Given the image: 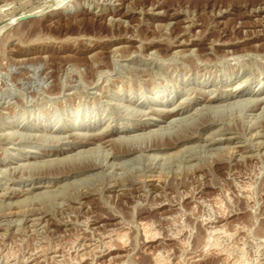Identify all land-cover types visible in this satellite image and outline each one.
Here are the masks:
<instances>
[{
	"label": "rangeland",
	"instance_id": "374dc122",
	"mask_svg": "<svg viewBox=\"0 0 264 264\" xmlns=\"http://www.w3.org/2000/svg\"><path fill=\"white\" fill-rule=\"evenodd\" d=\"M0 28V264H264V104L239 101L264 0H0Z\"/></svg>",
	"mask_w": 264,
	"mask_h": 264
},
{
	"label": "bare ground",
	"instance_id": "6f19581e",
	"mask_svg": "<svg viewBox=\"0 0 264 264\" xmlns=\"http://www.w3.org/2000/svg\"><path fill=\"white\" fill-rule=\"evenodd\" d=\"M66 10V9H65ZM36 15H40V14H37L36 13ZM17 18V17H16ZM110 19V18H109ZM12 23H14V20L12 21ZM2 26H1V28L2 27H4V25H5V23L4 24H1ZM0 28V29H1ZM230 53V52H229ZM224 57H226V56H224ZM207 84V83H206ZM217 89V88H216ZM214 90V89H213ZM234 90V89H233ZM259 90V89H258ZM258 90H246V91H243V90H237V89H235L233 92H229V93H225V92H220L219 91V93H217V94H226V95H231V96H242V95H245V94H251V95H254V94H256L257 92H258ZM206 91V90H205ZM215 91V90H214ZM217 91V90H216ZM217 94L215 95V96H206L205 95V97H203V98H199L198 100H199V102L200 103H204V104H206L205 106L207 107V108H211V107H213V106H211L210 105V103H212V102H215L216 101V96H217ZM256 98V97H255ZM151 100H154V101H157L158 100V97H155V96H151ZM237 101V100H236ZM240 101V103L243 105V106H245V109H246V107L249 109V110H256L257 108H259V107H261L260 105L261 104H264L263 102H264V98H256V99H242V100H239ZM238 101V102H239ZM196 102V101H195ZM184 104V103H183ZM183 104H181L180 103V105L178 106H176V107H174V108H172V109H170V110H168L166 113H164L163 111H158V109H156L158 112H156V115L157 116H161V117H164L165 119L166 118H171V117H176V116H178V115H181L182 113H184L185 111H184V106H183ZM187 104V103H186ZM189 104H190V101H189ZM237 105V104H236ZM240 105V104H239ZM241 105V106H242ZM231 106H232V104H231ZM186 107V106H185ZM215 108V107H214ZM213 108V109H214ZM213 109H211V110H213ZM247 109V110H248ZM160 110V109H159ZM167 110V109H166ZM207 111H208V109H206ZM211 110H209V111H211ZM203 114H204V112H202ZM207 113V112H206ZM210 113V112H209ZM263 113V112H262ZM198 114V113H197ZM201 116V114L199 115V117ZM153 117V116H152ZM151 117V118H152ZM202 117V116H201ZM205 117V116H204ZM152 119H154V120H157L158 118L156 117H154V118H152ZM182 119V118H181ZM196 119V118H195ZM204 119V118H203ZM197 120V119H196ZM175 121V120H174ZM177 121V120H176ZM183 121V120H182ZM185 121V120H184ZM194 121V120H193ZM192 121V122H193ZM199 121V120H198ZM215 121H217V123H218V121H219V118L217 119H215L214 117H211V116H207V114H206V118H205V122L204 121H202V122H204V125L206 126V125H212V124H214V123H216ZM223 121V120H222ZM173 122V121H172ZM192 122H190L189 121V123H185V124H181L180 126H182L179 130L180 131H178V129L177 130H174L175 132L174 133H169V134H167V137H173V136H175V138L177 137V139L179 138V140L178 141H182V140H186V139H192V138H194L195 137V132H193V130L192 131H188L187 129H191L195 124H193ZM200 122H201V120H200ZM201 122V124H203ZM150 123H152V122H146L145 124H141L140 126H139V130H145L146 128L148 129V127H150ZM254 123V122H253ZM251 124V123H250ZM250 124L248 125V126H250ZM259 124V123H258ZM73 125H75L76 127H85V125L84 124H75V123H73ZM153 126H157L158 125V123L157 122H153V124H152ZM204 125H202V126H204ZM262 125V124H261ZM261 125H256V126H260L261 127ZM180 126H178V127H180ZM252 126H254V127H256L254 124H252L251 125V127ZM229 127V126H228ZM228 127H226V128H228ZM250 127V128H251ZM223 128V127H222ZM225 128V127H224ZM223 128V129H224ZM258 128V127H257ZM228 129H230V128H228ZM216 130V129H215ZM222 130V129H221ZM264 131V126H262L261 127V129H258V131ZM178 131V132H177ZM220 131V130H219ZM228 131V130H227ZM226 131V132H227ZM77 132V131H76ZM158 132H159V130L157 131V129H156V131L155 130H149L148 131V133H147V135L148 134H153V135H156V136H158V137H160V138H162V134H158ZM182 132V133H181ZM224 131L222 130V132L221 133H223ZM233 132V131H232ZM235 132V131H234ZM82 133V132H81ZM113 133H114V131L113 130H111V131H106L105 133L104 132H102V134H108V135H113ZM156 133V134H155ZM225 133V132H224ZM223 133V134H224ZM263 133V132H262ZM261 132H255L254 134H251V137L252 138H255V137H261V136H263L264 137V134H262ZM164 134V133H163ZM197 135V134H196ZM75 137H77V139H78V143L80 144V145H85V144H87V143H90V142H92V140H95V139H97L98 138V136H101V133L99 134L98 133V135H91V134H89L88 136L87 135H76V133H75V135H74ZM105 136V135H104ZM139 136V135H138ZM152 136V135H151ZM240 137H242L243 138V136H241V135H234V136H230V137H221V138H215V135L214 136H209L208 137V139L206 140L207 142H209V143H216V142H221L223 139L224 140H228V141H230V139L231 140H234V139H237V138H240ZM250 137V138H251ZM133 138V137H132ZM190 139V140H191ZM113 140V141H112ZM111 141L112 142H114V141H117L119 144L121 143V141H120V139H112ZM146 140V139H145ZM171 140V139H170ZM76 141V140H75ZM123 141V140H122ZM172 141V140H171ZM170 141V142H171ZM246 141V140H245ZM261 141V140H260ZM128 142V141H127ZM168 142V141H167ZM232 142V141H231ZM259 142V141H258ZM262 142V141H261ZM260 142V143H261ZM93 143V142H92ZM111 143V142H110ZM129 143V142H128ZM118 144V145H119ZM124 144V143H123ZM252 144V143H251ZM254 144V143H253ZM252 144V145H253ZM259 144V143H258ZM264 144V143H263ZM132 145V144H131ZM123 146H125V144L123 145ZM152 146V145H151ZM151 146H147V148L149 147H151ZM245 145L243 144V145H237V146H233V149L234 148H238V147H244ZM135 147V146H134ZM247 147V146H246ZM256 147V146H255ZM257 147H259L258 145H257ZM261 147H264V146H261ZM260 147V148H261ZM137 148V147H136ZM146 148V147H145ZM228 148V147H227ZM105 149V148H104ZM133 149V146H132V148L131 147H129V146H127L125 149H124V152L123 153H128V152H130L131 150ZM254 149V148H253ZM134 150H135V148H134ZM192 150V149H191ZM238 150V151H237ZM235 149V152L236 153H239V155H243L241 152H245V151H247V150H249V149H241V152H240V149ZM250 150H252V148L250 149ZM106 151V150H105ZM214 151V150H213ZM231 151V150H230ZM234 151V150H233ZM112 154V153H111ZM152 155V154H151ZM87 156V155H86ZM242 157H244V155L242 156ZM249 157H250V154H249ZM251 157H252V155H251ZM254 157V156H253ZM252 157V158H253ZM256 157V156H255ZM52 160V159H51ZM86 160V159H85ZM79 161L80 163L75 167V168H77L78 170H80V171H83V170H88V169H92V168H94L95 167V165L96 164H94V163H92V162H87V161ZM90 160V159H89ZM78 161V160H77ZM216 161V160H215ZM73 166H74V164H73ZM74 168V167H73ZM18 169V168H17ZM77 169H75V170H77ZM119 182V181H118ZM82 194V193H81ZM6 195V194H5ZM11 211V210H10ZM17 230V229H16ZM219 231V230H218ZM114 232V231H113ZM116 233V232H115ZM119 233V232H118ZM145 234V233H144ZM150 234V233H149ZM148 235V234H147ZM118 236V235H117ZM121 236V235H120ZM151 238V237H150ZM119 241V240H118ZM123 242V241H122ZM121 242V243H122ZM108 245V244H107ZM106 253V252H105ZM155 260V259H154Z\"/></svg>",
	"mask_w": 264,
	"mask_h": 264
},
{
	"label": "water",
	"instance_id": "95a60500",
	"mask_svg": "<svg viewBox=\"0 0 264 264\" xmlns=\"http://www.w3.org/2000/svg\"><path fill=\"white\" fill-rule=\"evenodd\" d=\"M36 16H38V15L33 14V13H24V14L19 15L17 18H15L14 23L15 22H21L23 20L30 19V18H33Z\"/></svg>",
	"mask_w": 264,
	"mask_h": 264
}]
</instances>
